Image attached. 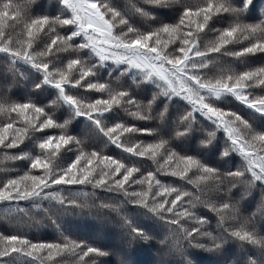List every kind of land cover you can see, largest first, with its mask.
Wrapping results in <instances>:
<instances>
[{
    "label": "snow or ice",
    "instance_id": "6c2138e0",
    "mask_svg": "<svg viewBox=\"0 0 264 264\" xmlns=\"http://www.w3.org/2000/svg\"><path fill=\"white\" fill-rule=\"evenodd\" d=\"M0 165V264H264V0H0Z\"/></svg>",
    "mask_w": 264,
    "mask_h": 264
},
{
    "label": "trees",
    "instance_id": "16d2710c",
    "mask_svg": "<svg viewBox=\"0 0 264 264\" xmlns=\"http://www.w3.org/2000/svg\"><path fill=\"white\" fill-rule=\"evenodd\" d=\"M3 166L4 165H0V167H3ZM0 174H2V173H0ZM4 216H5V210H4L3 206H0V231H9L13 227H15L17 224H19L21 227H23L25 229V231H29L28 226L30 225L31 226L30 232L34 238H37V239H49V238H51V230L43 227V225H37L32 220H29L27 218L13 217L12 218V224L6 226V224L4 222ZM21 220L23 221L22 224L20 223ZM154 258H155V254L148 252V251L141 252L138 255V259L140 261H142L143 264H147L148 261H150ZM205 259H207V258H205Z\"/></svg>",
    "mask_w": 264,
    "mask_h": 264
}]
</instances>
